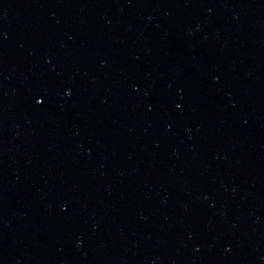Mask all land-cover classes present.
<instances>
[{
	"label": "water",
	"instance_id": "water-1",
	"mask_svg": "<svg viewBox=\"0 0 264 264\" xmlns=\"http://www.w3.org/2000/svg\"><path fill=\"white\" fill-rule=\"evenodd\" d=\"M0 264H264V0H0Z\"/></svg>",
	"mask_w": 264,
	"mask_h": 264
}]
</instances>
